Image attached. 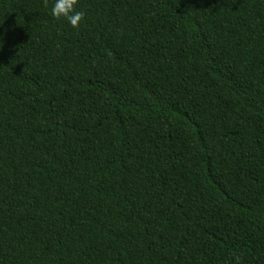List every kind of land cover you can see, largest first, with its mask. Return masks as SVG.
<instances>
[{
    "label": "trees",
    "instance_id": "16d2710c",
    "mask_svg": "<svg viewBox=\"0 0 264 264\" xmlns=\"http://www.w3.org/2000/svg\"><path fill=\"white\" fill-rule=\"evenodd\" d=\"M0 0V264H264V0Z\"/></svg>",
    "mask_w": 264,
    "mask_h": 264
},
{
    "label": "clouds",
    "instance_id": "9594fccd",
    "mask_svg": "<svg viewBox=\"0 0 264 264\" xmlns=\"http://www.w3.org/2000/svg\"><path fill=\"white\" fill-rule=\"evenodd\" d=\"M50 14L53 18L63 19L72 28H78L85 13L77 10V0H52ZM234 264H242L239 256H234Z\"/></svg>",
    "mask_w": 264,
    "mask_h": 264
}]
</instances>
